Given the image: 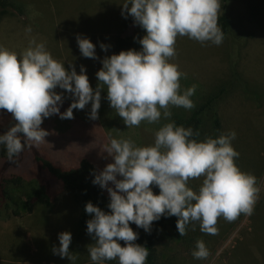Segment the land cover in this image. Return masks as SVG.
<instances>
[{
  "label": "clouds",
  "instance_id": "9594fccd",
  "mask_svg": "<svg viewBox=\"0 0 264 264\" xmlns=\"http://www.w3.org/2000/svg\"><path fill=\"white\" fill-rule=\"evenodd\" d=\"M122 15L133 17L137 26L146 31L138 42L142 51H121L105 57L103 67L96 73L98 85H90L86 68L77 74L74 64L67 71L64 64L53 59L43 43L30 40L21 58L0 46V110H6L15 121L14 126L0 135V145L6 147L10 162L17 163L25 147H39L49 132L41 125L45 118L58 115L60 119H74L73 110H84L91 102L89 118L99 119L101 92L107 90L110 107L123 119L128 128L141 122L158 123L171 117L170 106L191 110L190 99L196 85L180 94V79L186 74L178 65L169 63L176 55L177 37L204 44L220 45L224 34L218 27L219 0H125ZM31 27L26 32L31 33ZM77 44L85 58L98 59L96 46L88 38L77 35ZM105 52L107 45H100ZM59 87L72 94L70 107L61 113L64 102ZM199 133L192 128L166 123L155 132L152 146L137 147L130 139L110 138L105 152L114 160L93 183L110 195L106 213L91 202L85 211L87 232L95 243L87 246L93 264L117 260L119 264H146L148 248L141 246L135 224L151 233L153 222L161 217H177L176 228L181 237L187 227L198 223L204 234L216 235L218 219L231 223L241 215H252L260 189L257 178L242 172L235 164L239 153L232 147L234 131L203 142L192 139ZM121 177V179H118ZM203 181L198 191L188 187L192 179ZM111 182L114 187H109ZM158 187L159 195L153 187ZM59 247L55 255L75 264L77 256L70 253V232L58 235ZM120 241L125 246H121ZM210 255L205 242L196 241L192 256L204 260Z\"/></svg>",
  "mask_w": 264,
  "mask_h": 264
},
{
  "label": "rangeland",
  "instance_id": "374dc122",
  "mask_svg": "<svg viewBox=\"0 0 264 264\" xmlns=\"http://www.w3.org/2000/svg\"><path fill=\"white\" fill-rule=\"evenodd\" d=\"M2 1L5 4L6 0H0V10L5 9L0 20V46L21 56L27 39H35L45 45L53 59L56 60V55L61 58L58 62L64 64L67 71L70 72V64H74L80 74L81 66H84L93 90L98 85L96 73L102 69L103 59L127 51L147 34L144 32L133 39L140 27L133 17L122 15L125 0H7L14 3L12 7L9 4L1 6ZM219 3L218 24L223 16L230 21L223 42L218 46L210 41L201 44L187 36H178L176 55L169 60L186 74L180 79V94L193 85L197 86L195 94L190 97L194 108L170 106L171 117L165 119L161 110L158 123L144 121L139 127L128 128L110 107L104 89L99 119L89 118L90 102L84 110H73L74 119L58 117L53 120L56 136L69 131L67 140L59 147H56V139L53 144H42L45 151L57 156L73 154L75 158L69 156L71 159L64 162L71 167H78L86 158L91 162L98 157L95 165L102 171L109 163H114L104 151L110 138L130 139L137 147L152 146L155 132L164 124L172 123L176 118H190L210 99H216V104L202 115L203 141L212 133L213 115L217 112L222 123L221 135L236 133L231 144L239 153L241 171L257 178L258 199L250 216L241 214L231 223L219 218L216 235L202 233L196 223L195 230L191 224L187 227V234L181 242H170L167 238L160 240L159 264H264V0H228L227 3L219 0ZM29 27L31 33L26 32ZM78 34L96 46L98 59L81 55L76 39ZM102 43L109 46L107 52L101 49ZM137 51H142V46ZM55 91L64 97L60 106L63 113L73 102L72 94L59 87ZM8 116L11 114L0 110V122ZM29 165L26 162L17 172L23 174ZM202 181L203 177L192 179L187 186L198 191ZM109 187L114 185L110 182ZM12 188L21 216H11L4 222L0 220V264H72L52 251L60 246L58 235L62 232L72 234L70 253L77 259H84L86 262L82 264H93L87 246L95 241L80 231L79 203L73 193H62L52 207L43 205L37 208L38 213L29 216L21 204V190ZM105 193L110 201L106 189ZM259 206H262L260 212ZM254 217L258 219L256 226ZM200 239L210 252L204 260L192 256L196 241Z\"/></svg>",
  "mask_w": 264,
  "mask_h": 264
},
{
  "label": "trees",
  "instance_id": "16d2710c",
  "mask_svg": "<svg viewBox=\"0 0 264 264\" xmlns=\"http://www.w3.org/2000/svg\"><path fill=\"white\" fill-rule=\"evenodd\" d=\"M5 1V0H4ZM3 2V1H2ZM1 4V6H7L8 4H14L12 1L8 3L7 0ZM223 3H227L228 0H222ZM5 10V9H2ZM2 10H0V20L2 18ZM230 21L227 17L223 16L220 19L218 27L221 29L224 35L228 33ZM146 32L141 27L134 33V38H139L141 34ZM142 45L138 42L134 47L128 50L135 49L136 51ZM127 50V51H128ZM216 99H210L203 106L198 108L192 113L190 118L185 119H174L176 126H183L186 129L192 128L193 132H198V136H193L192 139H196L198 142H203L204 129L202 115L205 111L210 110ZM7 112L6 110H1ZM15 121L10 119L6 122H0V135L5 134L11 126H14ZM210 133V138L216 139L221 136L222 123L218 113L213 115V128ZM239 158H235L236 166L241 169L239 165ZM28 162L32 166L31 173L19 174L17 172L25 163ZM264 166V162H263ZM98 174L94 165L83 160L76 168L65 169L63 167L54 164L48 157L44 156L35 146L32 148L25 147L24 151L18 157L17 163L9 161L7 156L6 147L0 145V220L6 221L11 216L19 217L21 215L19 208L20 205L15 201L14 194L12 193L13 188L18 190H24V183H28V177L36 179L39 185V189L35 190V198H46V207H52L54 201L52 197V191L55 184L58 183L60 187L65 191H70L76 197L79 203L80 216H79V228L83 235L93 240L87 232V221L92 219L85 211L87 203L91 202L94 206L99 207L102 211L110 213L111 210L108 207L110 201L106 196L104 189L99 185H95L93 180L95 175ZM153 192L159 195L160 190L158 187H153ZM262 206H259L258 211L260 212ZM32 207H28V211L32 212ZM239 218V217H238ZM177 217H161L159 221L153 222L151 233H147L142 228H138L135 224H130V227L138 233V240L135 243L148 248L149 255L146 260V264H159L160 254L158 251V242L162 239H168L170 242H181L183 237L180 236L176 224ZM253 223L256 226L258 219L254 217ZM163 234H165L163 236ZM121 246H125L123 241L119 242ZM237 258L235 259V262ZM86 262L84 259L78 258L76 264H82ZM107 264H119L118 259L112 261H105ZM234 264V263H233Z\"/></svg>",
  "mask_w": 264,
  "mask_h": 264
},
{
  "label": "crops",
  "instance_id": "0c3cea01",
  "mask_svg": "<svg viewBox=\"0 0 264 264\" xmlns=\"http://www.w3.org/2000/svg\"><path fill=\"white\" fill-rule=\"evenodd\" d=\"M27 40H26L27 43L23 44L22 52L29 47L30 40L29 39H27ZM36 42L39 43V41H36ZM17 56H18V59L21 58L20 55H17ZM54 57H56V61H61L62 60L57 55L54 56ZM55 116L56 117H54L53 119L45 118L43 124L41 125V127L44 130L49 132V135L47 137H45V142L53 144V143H55V139H56L58 141L56 147H59V145H61L62 141L67 140L69 138V135H68L69 131L65 130L64 133L62 132V134H59V135L56 136L55 132L53 131L54 130V122H53V120L57 119L59 116L58 115H55ZM10 119H13L12 116H8L5 120H2V122H6V121H8ZM65 133H67V134L64 135ZM52 146L54 148V145H52ZM37 149L44 156L48 157L57 166L63 167L65 169L76 168L77 167V166L76 167H71V166L66 165V163H64L65 161L71 159L69 156H73L75 158V156L73 154L65 153V155H63V156H57V155H55L53 153L45 151L43 149V147H42V144L39 147H37ZM49 150H51V148ZM97 158L98 157H95L94 160L92 159L91 163L94 165V167L96 168L97 173L99 174L100 171L98 170L97 166L95 165V161L97 160ZM85 160L89 161V158H86ZM31 169H32V166L29 165L28 169L24 170L22 173L23 174L31 173L32 172ZM27 182L28 183H26V182L24 183V188H23L24 190H22V194H21L22 203L21 204H22L23 207H25V211L30 216V215L36 214V212L38 213L39 209H37V208H39V207H41V206L46 204V201H45L46 198H40V199L39 198H37V199L35 198V190L39 189V185H38V182L36 181V179H31V178L28 177ZM54 191H56V192H54ZM65 192H67V191L63 190L60 187V185H58V184L55 185L54 188H53V191H52V197L54 199L52 204L54 205L56 203V200L58 199V197L62 193H65ZM104 192H105V189H104ZM28 207H32V209H33L32 212L28 211ZM22 214H23V217H25L26 213H24V211L22 212ZM8 220H10V219H8ZM8 220H6V221H8ZM1 222H4V221H1Z\"/></svg>",
  "mask_w": 264,
  "mask_h": 264
}]
</instances>
